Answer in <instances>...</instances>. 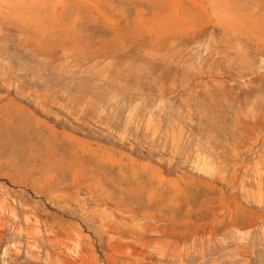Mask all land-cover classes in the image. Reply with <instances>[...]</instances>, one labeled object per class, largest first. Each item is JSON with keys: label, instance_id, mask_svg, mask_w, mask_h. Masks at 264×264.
I'll use <instances>...</instances> for the list:
<instances>
[{"label": "rangeland", "instance_id": "rangeland-1", "mask_svg": "<svg viewBox=\"0 0 264 264\" xmlns=\"http://www.w3.org/2000/svg\"><path fill=\"white\" fill-rule=\"evenodd\" d=\"M97 3L0 0V264H264V0Z\"/></svg>", "mask_w": 264, "mask_h": 264}, {"label": "bare ground", "instance_id": "bare-ground-1", "mask_svg": "<svg viewBox=\"0 0 264 264\" xmlns=\"http://www.w3.org/2000/svg\"><path fill=\"white\" fill-rule=\"evenodd\" d=\"M14 1V0H13ZM86 1V0H85ZM92 1V0H91ZM83 2V1H82ZM88 2V1H87ZM94 2H95V0H94ZM96 2H97V0H96ZM81 4V3H80ZM97 4H99L100 5V3H99V0H98V3ZM82 5V4H81ZM24 6V5H23ZM92 7L97 11V13L99 14V15H107L108 17V19L111 21V14L109 13V12H106V9H103V8H100L101 6H98V5H94L93 3H92ZM99 8V9H98ZM109 9V8H108ZM161 10V9H160ZM70 13V12H69ZM68 13V14H69ZM177 13V12H176ZM96 14V13H95ZM70 15V14H69ZM97 15V14H96ZM174 15L175 14H172V13H167V14H165V13H163V14H159V15H157L156 17H154V19L152 20V21H147L148 23H146V25H150L151 24V26L152 27H150V28H148L147 30H146V33H143V32H140V31H138V29H137V31H131L130 29V33H133V35L131 36V35H129V39H130V41H131V43L133 44V43H136L137 41H138V39L139 38H144V37H146V38H149L150 39V41H154L157 45H154V44H151L149 41V43H150V47L153 49L154 48V50L157 48V47H159L160 46V44H167V43H169V42H171V41H173L174 39H175V37H177V36H180V35H186V34H188V33H190V32H192L193 30H195V28H194V26L195 25H197V23L195 24L194 22L192 23V21L190 20V19H184V20H178V18H177V16H175V18H176V20H175V18H174ZM176 15H185V14H183V13H177ZM93 16H94V13H93ZM98 17V16H97ZM99 18V17H98ZM101 18V17H100ZM202 18V17H201ZM206 18V17H205ZM204 18V19H205ZM102 19H103V17H102ZM104 20V19H103ZM118 20V19H117ZM206 20V19H205ZM109 21V22H110ZM113 21V20H112ZM111 21V22H112ZM133 21V20H132ZM140 21V20H139ZM105 22H106V20H105ZM108 22V21H107ZM119 21H117V23H118ZM179 22H180V24H179ZM201 22V21H200ZM21 24V23H20ZM27 24V23H26ZM108 24H110V23H108ZM113 24V23H112ZM140 24H142V23H140ZM139 24V25H140ZM116 25V24H115ZM123 25V24H122ZM137 26H138V23L136 24ZM144 25V24H143ZM27 26V25H26ZM114 27V26H113ZM120 27V26H119ZM131 27V26H130ZM135 27V26H134ZM154 27V30L152 29ZM132 28V27H131ZM136 28V27H135ZM112 29V28H111ZM114 29V28H113ZM123 29H124V27H123ZM134 29V28H133ZM115 30V29H114ZM119 30H120V28H119ZM119 30H117V31H119ZM136 30V29H135ZM140 30V29H139ZM144 31V30H143ZM196 31H198V29L196 30ZM121 32H122V30H121ZM154 32V35H156L157 37H152V33ZM195 33H197V32H195ZM45 34V33H44ZM70 35V34H69ZM125 35V34H124ZM117 36H118V34H117ZM62 37V36H61ZM183 37V36H182ZM119 38H121V35L119 36ZM122 39H125V38H122ZM97 44H98V42H97ZM119 44V43H118ZM119 45H121L122 46V44H119ZM125 45H126V43H125ZM97 46V45H96ZM127 46V45H126ZM120 47V46H119ZM123 48H124V46H122ZM157 50V49H156ZM159 50V49H158ZM162 50V49H161ZM116 51V50H115ZM120 51V50H119ZM153 52V51H152ZM12 117V116H11ZM55 132V131H54ZM21 134H23V133H21ZM15 135V134H14ZM47 138V137H46ZM16 142V141H15ZM48 154V153H47ZM103 176V175H102Z\"/></svg>", "mask_w": 264, "mask_h": 264}]
</instances>
